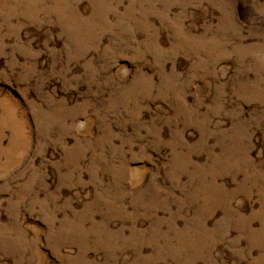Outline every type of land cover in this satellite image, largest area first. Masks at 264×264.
<instances>
[{"label": "rangeland", "instance_id": "1", "mask_svg": "<svg viewBox=\"0 0 264 264\" xmlns=\"http://www.w3.org/2000/svg\"><path fill=\"white\" fill-rule=\"evenodd\" d=\"M0 264H264V0H0Z\"/></svg>", "mask_w": 264, "mask_h": 264}]
</instances>
